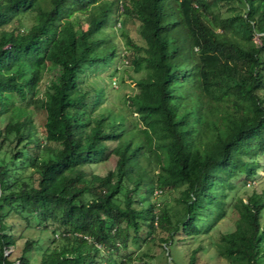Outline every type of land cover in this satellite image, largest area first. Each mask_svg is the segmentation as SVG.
I'll list each match as a JSON object with an SVG mask.
<instances>
[{
  "label": "trees",
  "instance_id": "16d2710c",
  "mask_svg": "<svg viewBox=\"0 0 264 264\" xmlns=\"http://www.w3.org/2000/svg\"><path fill=\"white\" fill-rule=\"evenodd\" d=\"M187 1L189 23L181 0H0V264H33L37 239L25 237L14 259L5 253L15 245L10 215L51 233L37 264H108L143 232L162 251L178 230L205 232L226 206L237 217L215 252L230 264H264V189L226 200L264 154V0ZM31 11L34 23L10 25ZM76 12L86 21L77 31ZM120 16L137 22V40L120 30L122 48ZM119 49L137 72H126L134 87L124 96L141 125L137 140L120 112L101 105L107 86L96 71L115 68ZM29 106L44 112L40 126ZM110 154L104 174L84 168ZM180 183L183 211L172 223L150 197Z\"/></svg>",
  "mask_w": 264,
  "mask_h": 264
},
{
  "label": "rangeland",
  "instance_id": "374dc122",
  "mask_svg": "<svg viewBox=\"0 0 264 264\" xmlns=\"http://www.w3.org/2000/svg\"><path fill=\"white\" fill-rule=\"evenodd\" d=\"M182 9L186 18L187 23L192 22L193 18L188 14V1L181 0ZM230 3L220 1L219 10L223 15L229 12L225 11L224 8ZM37 17L36 11L25 12L20 14L17 18H14L10 25L19 24L21 28L28 27L35 22ZM85 15L81 12L74 13L69 20H71L76 31L78 30V24L81 27L86 26L84 20ZM122 16H120L115 22V38H118L119 44L122 48L123 38L120 35V30L124 29L125 32L132 40H137V22L126 18L123 23L119 22ZM194 32L193 28H191ZM194 35V34H193ZM195 36V35H194ZM252 41L255 44H259L258 34H253ZM197 46V44H196ZM120 50V49H119ZM119 63H116L115 68H98L96 75L105 82L107 91L105 93V101L101 105H110L111 108L120 112L123 115L124 121L129 126L127 134L132 137L133 140H137L141 137L137 133V129L141 127L135 113L129 112L126 106L124 96L133 90V81L125 77L126 72H130L132 75H137L134 66L130 65L126 57L123 55L124 51L120 50ZM47 63H44L40 70L39 79L37 82L35 97L42 99L45 97V90L47 89V82L49 79ZM120 77L122 78L120 80ZM38 107V106H37ZM29 106L28 109L33 117L34 122L37 126L43 119L44 112L38 107ZM133 124V125H132ZM112 142V141H111ZM112 144V143H111ZM115 156L110 154L104 161L94 162L85 165V169L97 174H104L107 169L114 166ZM152 171L149 169V174ZM244 175H239L233 180V187L231 190L228 189V203L236 197L245 198L251 191L260 192L264 189V154L258 157V167L255 170L252 178L242 180ZM244 182V183H243ZM243 183V184H242ZM185 186L184 183L177 184L176 186L167 187L163 189L155 188L151 199L157 203H163L167 208L169 218L171 222H175L183 211V203L180 200L181 189ZM238 187V188H237ZM236 188V190H235ZM139 199L143 204V192L141 189L137 191ZM226 201V202H227ZM226 205V204H225ZM225 214L216 221L215 225L207 230L200 231L196 234L185 235L180 230L173 234V238L162 251V247L156 238H148L145 233H142V237L146 239H139L137 242H127L125 249L117 250L119 255H111L110 262L113 264H164L163 254L165 257L166 252L169 253L166 260L170 264H230L224 257L217 255L215 252V241L217 240L218 234L233 228V223L237 217L235 209L231 207H224ZM264 218V207L261 210V220ZM7 222L11 224V232L15 238V245L9 248H5V253L8 254L10 259H14L20 252L23 240L25 237L37 239L36 245L27 253V256L31 263L37 264L41 249L48 244L51 233L48 229H41L37 225L25 226L24 221L15 215H10ZM162 234V233H160ZM127 254L129 257H126ZM121 257V258H118ZM264 257V256H263ZM124 263H120V260ZM170 260V261H169Z\"/></svg>",
  "mask_w": 264,
  "mask_h": 264
}]
</instances>
